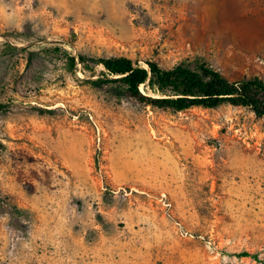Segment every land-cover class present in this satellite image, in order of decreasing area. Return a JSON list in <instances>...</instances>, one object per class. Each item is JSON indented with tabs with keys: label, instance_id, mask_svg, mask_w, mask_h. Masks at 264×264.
<instances>
[{
	"label": "rangeland",
	"instance_id": "1",
	"mask_svg": "<svg viewBox=\"0 0 264 264\" xmlns=\"http://www.w3.org/2000/svg\"><path fill=\"white\" fill-rule=\"evenodd\" d=\"M57 47L264 79V0H0V264H264V118L140 104Z\"/></svg>",
	"mask_w": 264,
	"mask_h": 264
},
{
	"label": "trees",
	"instance_id": "2",
	"mask_svg": "<svg viewBox=\"0 0 264 264\" xmlns=\"http://www.w3.org/2000/svg\"><path fill=\"white\" fill-rule=\"evenodd\" d=\"M53 52L65 57L68 70L77 69L79 63L89 72L102 67L99 84L115 85L121 94L146 106L180 113L197 107L230 105L248 108L264 118V79L259 77L231 81L200 62L184 61L166 69L153 60L142 65L125 57L73 56L59 47Z\"/></svg>",
	"mask_w": 264,
	"mask_h": 264
},
{
	"label": "crops",
	"instance_id": "3",
	"mask_svg": "<svg viewBox=\"0 0 264 264\" xmlns=\"http://www.w3.org/2000/svg\"><path fill=\"white\" fill-rule=\"evenodd\" d=\"M16 246H15L16 248L14 249V247L10 244L5 248L6 250H4L5 260L9 264H17V263L18 264H28L29 258L31 257H35L37 259L36 262L43 264L44 253L40 254L39 252H36L32 248L31 249L28 248L27 246H21V245H19V247L18 245Z\"/></svg>",
	"mask_w": 264,
	"mask_h": 264
}]
</instances>
